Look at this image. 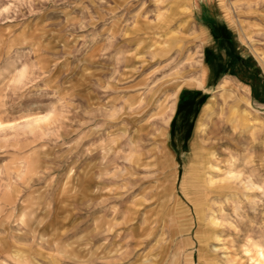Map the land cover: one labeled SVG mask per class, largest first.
Listing matches in <instances>:
<instances>
[{"label": "rangeland", "instance_id": "rangeland-1", "mask_svg": "<svg viewBox=\"0 0 264 264\" xmlns=\"http://www.w3.org/2000/svg\"><path fill=\"white\" fill-rule=\"evenodd\" d=\"M259 251L264 0H0V264Z\"/></svg>", "mask_w": 264, "mask_h": 264}, {"label": "bare ground", "instance_id": "bare-ground-1", "mask_svg": "<svg viewBox=\"0 0 264 264\" xmlns=\"http://www.w3.org/2000/svg\"><path fill=\"white\" fill-rule=\"evenodd\" d=\"M167 191H168L167 192V195L165 194L163 197L166 198V199H169V198H171V195H172L171 188L169 190H167ZM199 208H201V207H199ZM198 217H199V221H202L203 220V218H204V212L202 210H199L198 211ZM259 252H260V259L264 261V251H259ZM174 255L175 256H178L177 253L176 254L174 253Z\"/></svg>", "mask_w": 264, "mask_h": 264}]
</instances>
